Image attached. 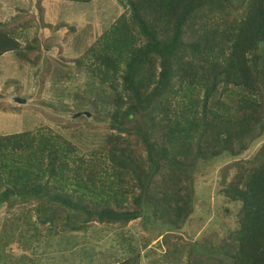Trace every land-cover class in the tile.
Masks as SVG:
<instances>
[{
	"label": "trees",
	"instance_id": "16d2710c",
	"mask_svg": "<svg viewBox=\"0 0 264 264\" xmlns=\"http://www.w3.org/2000/svg\"><path fill=\"white\" fill-rule=\"evenodd\" d=\"M116 1L122 13L77 61L99 89L76 96L93 116L76 113L67 124L74 138L77 129L95 131L92 120L108 121L104 140L77 143L43 126L0 135V208L54 203L65 213L62 230H86L94 221L125 225L144 212L170 233L193 216L197 175L205 174L198 168L229 155L220 192L225 206L239 205L237 226L186 241L187 259L177 253L168 261L264 264V142L249 150L264 136V0ZM35 18L0 22V56L17 51L39 62V36L26 46L20 40ZM58 24L73 32L66 21ZM52 205L39 219L56 228ZM34 229L36 237L41 229ZM2 232L11 239L13 231Z\"/></svg>",
	"mask_w": 264,
	"mask_h": 264
},
{
	"label": "rangeland",
	"instance_id": "374dc122",
	"mask_svg": "<svg viewBox=\"0 0 264 264\" xmlns=\"http://www.w3.org/2000/svg\"><path fill=\"white\" fill-rule=\"evenodd\" d=\"M46 1L0 0V22L14 26L19 21L18 15L23 19L36 15L34 26L27 27L20 40L22 46L33 43L35 32L40 39L42 55L37 63L17 51L0 56V135L34 131L43 126L77 143L85 144L82 141L95 137L104 140L105 127L110 126L108 121L92 120L97 125L96 130L81 132L77 129L73 132L74 138L67 124L76 113H85L86 116L89 112L87 117L93 116L91 107L79 105L76 96L78 93L94 96L99 89L88 85L89 71L83 66L80 68L77 61L86 46L109 29L123 8L116 0H94L90 3ZM60 20L73 25V32L59 26ZM60 116L63 118L59 119ZM262 142L264 136L258 138L257 144L249 150L253 152ZM232 160L226 155L198 168V173L205 174L197 175L198 200L193 216L185 226L170 233H167L163 220L155 221L150 213L144 212L125 225L94 221L86 230H62L65 213L54 203L38 208L39 202L34 199L29 203L18 202L10 209L0 208V231H13L9 232L12 233L10 240L3 232L0 233L2 240L9 241V244L0 241V264H114L137 256L139 264H176L168 259L177 253H181L184 261L187 251L182 245L186 241L196 242L221 233L225 235L237 226L239 205L231 203L225 206L220 192L221 170ZM234 172L230 167L227 176L230 178ZM50 204L56 213V228L51 221L45 225L40 223L39 215H48L46 207ZM144 218L149 225L144 224ZM34 223L41 229L36 237ZM20 236L23 242L19 240Z\"/></svg>",
	"mask_w": 264,
	"mask_h": 264
},
{
	"label": "water",
	"instance_id": "95a60500",
	"mask_svg": "<svg viewBox=\"0 0 264 264\" xmlns=\"http://www.w3.org/2000/svg\"><path fill=\"white\" fill-rule=\"evenodd\" d=\"M80 114H81V113H78L77 115H80ZM86 114H87V115H90V113H89V112H86Z\"/></svg>",
	"mask_w": 264,
	"mask_h": 264
},
{
	"label": "clouds",
	"instance_id": "9594fccd",
	"mask_svg": "<svg viewBox=\"0 0 264 264\" xmlns=\"http://www.w3.org/2000/svg\"><path fill=\"white\" fill-rule=\"evenodd\" d=\"M78 114V113H77Z\"/></svg>",
	"mask_w": 264,
	"mask_h": 264
}]
</instances>
